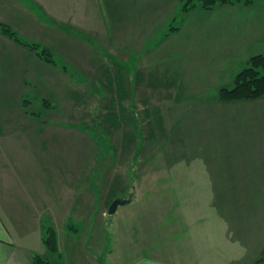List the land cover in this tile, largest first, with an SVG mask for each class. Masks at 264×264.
<instances>
[{"label":"rangeland","instance_id":"374dc122","mask_svg":"<svg viewBox=\"0 0 264 264\" xmlns=\"http://www.w3.org/2000/svg\"><path fill=\"white\" fill-rule=\"evenodd\" d=\"M104 2L103 7L107 12L110 15L114 13L115 19H112V23L109 22L113 24L112 32H105L103 25L101 28L88 27L83 22L76 25L64 24L59 20L53 22L45 15L42 17L40 10L30 9L32 17L38 18L36 21L42 20H39L42 25L37 26L34 21H29V16L23 15V0H0V23L11 26L23 42L48 47L55 54L56 62H42L36 54L41 47L39 51L30 49L17 41L9 40L1 32L0 52L4 56H23L25 78L22 93L23 99L28 100L26 105H29L23 106V123L35 127V123L42 125L39 122H43V127L36 132L57 141L54 146L57 151L46 155L54 154L52 176L49 174V170L52 171L50 161L45 160L48 165L45 171L49 174L47 179L53 182L55 192L58 191L61 198H64L63 201L60 200V204L67 202L75 189L79 206L90 204L88 206L91 209V204H100L97 216H107L106 238L102 241V248L106 241V262L111 264L108 260L111 259L112 252L117 258L122 252L131 253L135 249L147 251L146 238L142 241L147 216L159 224L157 228L153 226L149 235L151 248L163 246V204H216L221 200L222 204H230L231 194L210 190L213 182L211 178L208 179V164L199 155L202 146L187 144L185 126L176 124L171 129L165 116L171 108L196 109L207 102L219 100L218 93L222 88L214 83L221 80L209 77L205 74L208 71L218 70L229 85L223 88L233 87L235 76L247 67L249 61L244 65L241 58L232 60L231 57L222 55V46L218 43L228 41V29L231 27L261 24L262 17L259 14L264 11V0H252L248 4L246 0L218 4L211 10L198 5L187 11L183 10L182 0H154L152 4L155 12L149 15L147 11L144 17L153 24L152 32L149 33L148 24L143 28L139 24L138 27L140 16H131L136 10L135 5L141 3L145 6L144 0ZM98 3L101 6L100 0ZM117 16L120 19H116ZM10 18L13 23L8 22ZM122 23L125 30H131L133 24L134 28L139 29L134 31L136 50L131 45L127 46L131 41L126 44L127 49L118 48L115 29L116 24L122 27ZM58 27L64 31L63 27L68 28L72 32H68V35ZM241 32H238L239 36ZM128 36L132 37L130 33ZM60 41L61 44L70 42L75 49L72 53L79 58L78 66L69 62ZM86 42L95 44L96 47L90 46L93 51ZM145 43L146 48L141 49ZM139 70L142 80L138 85L142 86V91L136 89L137 96L129 95L130 91L126 93L115 90V86L121 84L115 83L117 74L127 76L125 83L130 88L133 83L131 78ZM234 70L237 74L232 83L229 82V74ZM111 83V89H106ZM47 101L51 103L50 109L45 107L44 103ZM240 113L246 116L244 111L227 108L217 118L219 129L209 130L219 135V149L221 141L227 142V145L233 144L235 140H241L242 143L247 132L245 122H231L232 115ZM218 115L219 109L215 111V116ZM175 116L176 113L168 112V118L174 119ZM80 124L89 125L90 129L79 128ZM96 132L101 134L100 138ZM227 145L224 151L211 149L208 157L229 153ZM234 150L237 151V148L234 147ZM182 154L198 158L186 162L181 160ZM227 159L228 157L223 161L227 162ZM82 170L86 172L80 174ZM79 182L82 183L78 191L83 193V198L76 191ZM129 196L132 197L131 203L121 206L113 216L108 214V209L116 198ZM146 210L151 212L144 213ZM81 211H77L78 215ZM76 213L71 218L66 219L64 216L59 236L67 238L66 233L71 226L81 229V233L84 225L90 226L86 224V221H90L87 211L82 224L79 223V217L74 219ZM59 216L61 221L62 214ZM51 221L49 215L44 223L50 227ZM134 225L135 231L139 229V233L132 236ZM69 233L72 234V230ZM74 237L76 240L74 238L75 241L71 242L72 251L69 253L72 264H88V261L95 264L88 257L92 252L89 244L93 241L87 239L86 230L80 237ZM82 255L83 258L80 257ZM68 262L70 263L69 259Z\"/></svg>","mask_w":264,"mask_h":264},{"label":"crops","instance_id":"0c3cea01","mask_svg":"<svg viewBox=\"0 0 264 264\" xmlns=\"http://www.w3.org/2000/svg\"><path fill=\"white\" fill-rule=\"evenodd\" d=\"M98 1L23 0L25 4L27 3V7L23 4V15L29 16L27 17L29 21H34L37 26L41 24L40 19L36 21L38 18L32 17L30 9L40 10L42 17L45 15L53 22L59 20L58 22L74 25L83 22V25L88 27L101 26V28L103 25L106 28L105 32H112L113 24L109 22L112 23L114 13L110 15L103 7L106 3L104 0L103 2L100 0L101 6ZM144 1L145 6L141 3L134 6L136 10L131 16H140L138 27L139 24L141 28L148 24L149 33L152 32L153 24L150 19L146 21L144 17L147 11L149 15H152V12H155V6L152 4L154 0ZM259 15L262 17L259 25L236 28L234 26L228 29V41L218 43L222 46L220 50L222 55L231 57L232 60L241 58L242 64L246 65L251 57L264 54V11ZM116 19L120 18L117 16ZM8 22L13 23L14 21L10 18ZM8 22L5 21V23ZM136 29L134 24L131 30H125L123 23L122 27L116 24L115 36L119 49H127L126 44L131 41L132 43H128L127 46L131 45L132 49L136 50L134 45ZM59 30L68 34L67 31L60 28ZM238 32H241V36ZM129 33L132 35L131 38L128 36ZM71 37L77 38L76 36ZM60 38L63 39L62 36ZM59 44L69 62L78 66L80 61L77 54L72 53L75 49L70 42L61 44L60 41ZM87 45L96 47L95 44L88 43ZM146 46L145 43L141 49ZM74 47L76 48L75 44ZM90 49L93 51V48L90 47ZM22 63L23 56H4L0 52V264H33L34 255H40L53 261L54 258L43 242L44 231L48 227L44 221L45 218H49V215L52 220L50 227L57 233L64 264H72L69 253L72 251V243L76 240L74 236L80 237L84 229L87 239L93 241L92 245L89 244L92 251L91 256H88L89 259L94 260L95 264H107L106 241L102 248V241L106 238L107 216H97L100 204H91V209L88 206L90 204L79 206L78 193L76 194L75 189L71 192L72 197H69L64 204H60V200L63 201L64 198H61L58 191L55 192L52 180L47 179L49 174L50 176L53 174L55 160L54 154L46 155L54 150L57 151L54 148L57 141L55 139V142L53 137L47 138L46 135L36 132L43 127V122H39L42 125L35 123V127L23 123L22 92L25 77H23ZM6 65L9 67H5ZM205 74L221 80L216 81L215 86H221V88L229 86L218 70L208 71ZM236 74V70L229 74V82H232ZM39 77L38 75L37 78ZM126 77V75L119 74L115 76V83H121L120 86H115V90L126 93L130 91L129 95L137 96L136 89L142 91V86L138 85L142 80L140 70L131 78V83H133L130 88H127L125 83ZM112 86L110 84L106 89L110 90ZM126 93L124 94L129 96ZM224 106H228L230 110L246 113V116L242 113L232 115L231 122H245L247 132L242 138V143L241 140H235L233 144L227 145V142L221 141L219 149V135L209 130L219 129L217 118L227 110ZM217 109H219V115L216 117ZM168 112L176 113L175 118H168ZM165 119L171 129L175 128L176 124L185 126L187 144L202 146L199 149V155L208 164V179L211 178L213 182L210 190L216 193L231 194L230 204H222V200L216 204H163V246L151 248L149 235L153 231V226L157 228L159 224L151 221L147 216L144 220L145 228L142 230V237H144L142 241L146 238L147 251L146 249H135L131 253L122 252L117 258L112 252L110 253L111 259L108 261L111 264H264L259 263L264 250V99L242 102L215 100L196 109L171 108L167 111ZM226 145L229 153L208 157L211 149L224 151ZM227 157V162H224L223 160ZM197 158L181 155V160H186V162ZM45 160L51 162L52 171L49 170V174L45 171L48 169ZM85 172L82 170L80 174ZM81 183L76 185V191L81 193L83 198V193L78 191ZM204 207L205 210H203ZM79 210H82L80 215L77 212ZM86 211L90 218L88 223L86 221V224L90 225L87 226L88 228L84 225L81 233V229L71 226L69 231L72 230V234L68 231L67 238L59 236L58 232L64 216L66 219L71 218V215L77 212L74 219L79 217V223L82 224L84 223L82 218H86ZM148 212L151 210H146L144 213ZM60 214H62L61 221ZM135 230L134 225L132 236L139 233V229ZM116 233L118 235V228ZM121 238L124 237L121 235ZM75 255L77 256V253ZM80 257L83 258V255Z\"/></svg>","mask_w":264,"mask_h":264},{"label":"trees","instance_id":"16d2710c","mask_svg":"<svg viewBox=\"0 0 264 264\" xmlns=\"http://www.w3.org/2000/svg\"><path fill=\"white\" fill-rule=\"evenodd\" d=\"M184 1L183 10H191L200 5L205 10H211L218 4H232L240 0H182ZM247 4L252 0H246ZM67 32L71 34L72 31L63 27ZM178 29V28H177ZM175 29V30H177ZM0 32L10 40L19 42L20 44L28 46L30 49L38 50L42 44H36L34 42H23L16 31H14L9 25L0 23ZM44 48V49H43ZM42 50V51H41ZM39 51V50H38ZM40 59L47 63L55 64V54L46 46L41 47L39 53H36ZM113 85V83H111ZM218 99L223 102H235V101H253L264 99V54H259L251 57L247 64V67L238 73L234 78V85L230 88H222L218 93ZM28 100L23 99V106L26 105ZM45 107L51 108V104L47 101L44 103ZM30 114L35 115V113ZM37 115V114H36ZM40 115V114H39ZM138 120V119H137ZM79 128L90 129L89 125L80 124ZM96 135L100 138L101 134L96 132ZM43 242L52 255L54 260H49L40 255H34L33 264H64L63 256L60 252L57 233L51 227H46L43 235ZM259 263H264V250L262 252Z\"/></svg>","mask_w":264,"mask_h":264},{"label":"water","instance_id":"95a60500","mask_svg":"<svg viewBox=\"0 0 264 264\" xmlns=\"http://www.w3.org/2000/svg\"><path fill=\"white\" fill-rule=\"evenodd\" d=\"M132 202V197L129 196L128 198H116L108 209V214L113 216L117 213V210L120 206H124Z\"/></svg>","mask_w":264,"mask_h":264}]
</instances>
